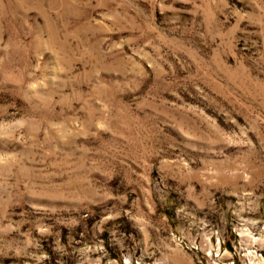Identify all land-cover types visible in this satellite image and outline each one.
<instances>
[{"label": "rangeland", "instance_id": "374dc122", "mask_svg": "<svg viewBox=\"0 0 264 264\" xmlns=\"http://www.w3.org/2000/svg\"><path fill=\"white\" fill-rule=\"evenodd\" d=\"M0 264H264V0H0Z\"/></svg>", "mask_w": 264, "mask_h": 264}]
</instances>
